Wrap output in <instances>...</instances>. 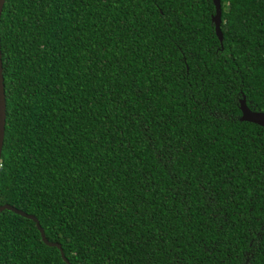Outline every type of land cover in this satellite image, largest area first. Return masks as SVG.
I'll return each instance as SVG.
<instances>
[{
	"label": "trees",
	"instance_id": "trees-1",
	"mask_svg": "<svg viewBox=\"0 0 264 264\" xmlns=\"http://www.w3.org/2000/svg\"><path fill=\"white\" fill-rule=\"evenodd\" d=\"M5 0L0 264H264V0Z\"/></svg>",
	"mask_w": 264,
	"mask_h": 264
},
{
	"label": "water",
	"instance_id": "water-1",
	"mask_svg": "<svg viewBox=\"0 0 264 264\" xmlns=\"http://www.w3.org/2000/svg\"><path fill=\"white\" fill-rule=\"evenodd\" d=\"M4 1L5 0H0V14H1V10H2V6L4 4ZM211 2H212V5L214 7V14L211 16L210 20L214 26L215 36L217 37L219 43H221L222 35H221L220 30H219L220 4H219V0H211ZM238 109L240 112V116H239L238 120L240 122L252 123V124H255L259 127L264 128V114L261 112L250 110L246 106L245 99L243 96L238 101ZM4 124H5V99H4V87H3L1 55H0V153H1V148H2L3 136H4ZM3 210L11 211L17 215H20L24 218L31 220L34 223L35 228L39 233L41 242L48 247H54V248L58 249L61 258L64 259L62 256L60 245L56 244V243H50L46 240L44 233H43V230L41 229L37 219L34 216L27 215V214L13 208L12 206L7 205V204L0 205V212Z\"/></svg>",
	"mask_w": 264,
	"mask_h": 264
}]
</instances>
